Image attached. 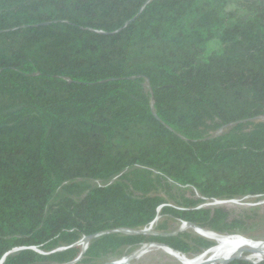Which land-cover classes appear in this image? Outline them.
<instances>
[{
	"label": "trees",
	"instance_id": "obj_1",
	"mask_svg": "<svg viewBox=\"0 0 264 264\" xmlns=\"http://www.w3.org/2000/svg\"><path fill=\"white\" fill-rule=\"evenodd\" d=\"M245 197L264 198V0H0L2 264L195 257L216 243L195 226L247 223L206 203ZM160 214L196 234L117 231Z\"/></svg>",
	"mask_w": 264,
	"mask_h": 264
},
{
	"label": "rangeland",
	"instance_id": "obj_2",
	"mask_svg": "<svg viewBox=\"0 0 264 264\" xmlns=\"http://www.w3.org/2000/svg\"><path fill=\"white\" fill-rule=\"evenodd\" d=\"M175 191H176L174 192L175 195H177L178 193L181 194V192H178L177 189ZM185 194L189 195V191H186ZM216 201H220V200L211 201L210 203H206V204L208 205L209 204L211 205L212 203L215 204ZM224 201L227 202L228 204H233L234 206H237L235 211H237L238 213L241 212L244 215V217H246L247 223L242 226V228L240 229L241 231L236 235H243L255 241H264V198H261L260 200L259 199L255 200L252 197H245L243 199L224 200ZM167 204L173 207H178L173 200L169 201V203ZM153 226H152V232L160 231L162 229H166V231H170V232H177L178 230H181L183 229V227H185V222L177 218L175 219L170 215L160 214L158 216V220H156ZM156 227L159 228L156 229ZM185 230H192L195 233V231L193 229H190L189 226H186ZM150 243H146L143 245L144 247H148V248L146 249V252L142 255H137V252L141 250L143 246L135 251H128L127 249H124L121 254L106 259L105 261L102 262V264L118 261L121 260L122 258H128L129 264H182L181 261H179L177 258L172 256L162 248L153 247L159 245L151 246ZM216 245L217 242L215 243L214 246ZM209 249L205 250L201 254L204 253L206 254ZM250 254L251 253L249 251H245L240 256L243 258H249L253 262H257L258 261L257 259H251L249 257ZM200 255L197 256L194 255L195 257L193 256L192 257L187 256V257L196 258Z\"/></svg>",
	"mask_w": 264,
	"mask_h": 264
},
{
	"label": "bare ground",
	"instance_id": "obj_3",
	"mask_svg": "<svg viewBox=\"0 0 264 264\" xmlns=\"http://www.w3.org/2000/svg\"><path fill=\"white\" fill-rule=\"evenodd\" d=\"M194 230L197 233L216 241L217 245L210 248L206 254H201L193 259L188 258L180 252H175L166 246H151L162 248L181 261L182 264H221L230 257L242 255L245 251H249L251 253L249 256L251 259L259 260L264 258V241H255L236 234L232 236H220L215 232H211V230H200L195 227ZM147 248L148 247H145L138 251L137 255L144 254ZM109 264H129V259L122 258L121 260L113 261Z\"/></svg>",
	"mask_w": 264,
	"mask_h": 264
},
{
	"label": "water",
	"instance_id": "obj_4",
	"mask_svg": "<svg viewBox=\"0 0 264 264\" xmlns=\"http://www.w3.org/2000/svg\"><path fill=\"white\" fill-rule=\"evenodd\" d=\"M153 224H154V222H152V224H151V226H149L148 228H146V229H144V230H140V231H136V230H131V229H119V230H117V231H121V232H126V233H149L150 232V230L152 229V226H153ZM186 226H195V225H192V224H190V223H187V222H185V227H183V229H185L186 228ZM195 228H197V229H200V230H203V228H201V227H199V226H195ZM211 232H214V231H211ZM215 233H217V232H215ZM217 234H219V233H217ZM220 236H232V235H223V234H219ZM90 238L91 237H85L81 242L84 244V247L86 248V246H87V243L89 242V240H90ZM80 243V242H79ZM150 245H159V246H166V247H169L170 249H172V250H174L173 248H171L170 246H168V245H165V244H162V243H156V242H151L150 243ZM143 248H145L144 246H143ZM142 248V249H143ZM61 249H64V248H61ZM140 251V250H139ZM175 252H178V251H176V250H174ZM209 251V250H208ZM205 254V253H204ZM82 256H83V253L75 260V261H78L79 259H81L82 258ZM236 258H241V259H246V260H250L249 258H243V257H241V256H233V257H230L229 259H227V260H225L223 263H221V264H227V263H229L230 261H232V260H234V259H236ZM262 260H264V258H262V259H259L257 262H253V263H258V262H260V261H262ZM3 261H4V258L0 261V264H2L3 263ZM74 261V262H75ZM251 261V260H250ZM73 262V263H74ZM110 263H112V262H110ZM107 264H109V263H107Z\"/></svg>",
	"mask_w": 264,
	"mask_h": 264
},
{
	"label": "built area",
	"instance_id": "obj_5",
	"mask_svg": "<svg viewBox=\"0 0 264 264\" xmlns=\"http://www.w3.org/2000/svg\"><path fill=\"white\" fill-rule=\"evenodd\" d=\"M216 203H226L224 200L216 201Z\"/></svg>",
	"mask_w": 264,
	"mask_h": 264
}]
</instances>
